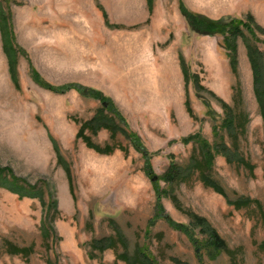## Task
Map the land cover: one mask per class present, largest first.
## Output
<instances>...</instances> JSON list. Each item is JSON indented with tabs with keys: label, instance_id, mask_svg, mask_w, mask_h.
Returning a JSON list of instances; mask_svg holds the SVG:
<instances>
[{
	"label": "rangeland",
	"instance_id": "374dc122",
	"mask_svg": "<svg viewBox=\"0 0 264 264\" xmlns=\"http://www.w3.org/2000/svg\"><path fill=\"white\" fill-rule=\"evenodd\" d=\"M16 1L4 6L15 42L25 53L17 58L15 87L0 47V165L30 183L49 182L58 212L51 223L54 235L43 238L38 198L19 197L0 186V264H129L115 253L123 251L132 259L137 247L155 264H264L260 244L264 220L256 206L234 208L227 202L240 196L255 198L264 212L262 120L242 40L237 39L232 71L220 35L190 30L178 0H152L149 13L144 0ZM96 1L108 21L120 26L103 23ZM181 1L213 18L225 14L244 18L249 12L264 26V0ZM257 45L264 51V45ZM180 55L188 72L185 85ZM28 62L51 83L76 81L108 95L148 151L149 168L120 132L112 140L105 128L87 132L99 145L108 140L116 144L109 153L74 138V119L89 117L100 102L73 88L57 92L38 85L28 74ZM216 95L246 114L236 151L253 164L249 174L236 160L214 155L210 173L226 196L202 185L195 172L178 181L163 178L170 159L179 166L188 160L193 141L183 142L181 136L198 131L209 141L215 139L214 120L204 113L201 97L220 121L226 109ZM185 96L191 114L185 110ZM219 132L226 145H232L230 135L223 128ZM47 133L68 162L73 197ZM156 187L173 220L190 225V213L205 216L231 252L214 253L196 226L191 227L192 241L161 217L154 218ZM112 223L124 246L115 242L100 251L90 247L94 238L115 235ZM2 239L19 246L31 244V250L25 256L7 253Z\"/></svg>",
	"mask_w": 264,
	"mask_h": 264
},
{
	"label": "trees",
	"instance_id": "16d2710c",
	"mask_svg": "<svg viewBox=\"0 0 264 264\" xmlns=\"http://www.w3.org/2000/svg\"><path fill=\"white\" fill-rule=\"evenodd\" d=\"M9 1L19 2L16 0H0V47L6 59V68L9 78L13 85L17 87V58L19 54H24L25 51L15 42L14 39V34L11 28V16L7 8L4 6ZM144 1L146 9L149 13L151 10L152 0ZM177 4L179 11L190 30L200 34L206 33L220 35L221 46L225 51V55L232 71L236 70L237 64V39L240 38L242 40L250 69L251 88L258 106L260 118L262 120L264 147V51L257 45V42L264 45V26L259 24L249 12L244 15V18L229 14L213 18L188 8L181 0H178ZM96 6L99 8L103 23L106 26H120L119 24L108 21L105 10L97 1ZM179 62L185 85L188 72L181 55ZM28 74L32 81L52 91L62 92L73 88L82 96L97 99L100 104L95 108L94 112L89 117L82 120H78L77 118L74 119V121L77 122L74 138L79 137L86 146L93 148L97 152L109 153L114 147H116V144L109 142L108 140L103 142L102 145H99L90 139V134H95L98 129L105 128L108 131V137L112 140L114 139L116 132H120L123 137L128 139L131 145L141 153L144 159L145 167L149 168L148 151L140 140L138 134L126 126L121 112L108 95L104 94L96 87L84 85L76 81H68L58 84L51 83L43 78L29 62ZM207 91L209 94L214 95L212 91ZM215 98L220 104H222L223 108L226 109L225 115L220 121H216V117L219 115L215 109L210 106L209 101L201 97V101L205 107L204 113L214 120L212 122V133L215 139L213 141H209L205 137H202L198 131H193L181 136L180 140L183 142L188 140L193 141L188 154V160L184 165L179 166L175 161L170 159L167 164V168L163 173V178L167 181H178L179 179L186 178L188 175L191 176L192 173L195 172V177L202 185L210 187L219 194L226 196L221 184L213 178L210 173L214 155L217 153L224 154L227 162L236 160L237 163L239 162L245 167L249 174H253V164L236 151V140L239 132L243 133L244 131L245 122L247 121L246 114L242 110L234 111L217 95ZM183 103L186 112L191 114L192 111L187 96H185ZM222 128L230 135L232 145H226L225 141H223L222 135L219 132ZM47 136L54 152L55 162L62 167L67 180L68 189L73 197V186L68 162L62 156L56 139L50 133H47ZM119 148L125 151L124 147ZM0 186L15 193L19 197L28 196L38 198L41 206L39 222L40 234L43 238L48 237L50 234L54 235V228L51 223L54 220L58 209L56 206L54 191L49 182L41 179L38 183H30L23 177L14 174L8 166L0 165ZM172 198H174L173 195ZM227 202L234 208H240L254 203L261 219L264 220V212L261 208V204L255 198L240 196L233 199H227ZM154 205V218L161 217L167 222V224L171 225V227L182 230V232H184L192 241H194L195 238L192 235L191 227L196 226L201 233L206 234V242L209 243L214 253H217L222 249H226V251L231 252L205 216L190 213V225L173 220L162 207L157 187ZM152 222L153 218L150 223ZM113 228L115 233L114 236L107 235L94 238L90 241V247H95L100 251L105 247H114L115 242H119L120 245L124 246L123 238L115 228L114 224ZM1 242L3 250L7 253H20L25 256L31 250V244L19 246L7 239H2ZM260 244L263 247L264 240H262ZM115 257L128 261L129 264H155L154 261H152L151 255L140 247H137L134 250L132 259H129L123 251L116 252Z\"/></svg>",
	"mask_w": 264,
	"mask_h": 264
},
{
	"label": "crops",
	"instance_id": "0c3cea01",
	"mask_svg": "<svg viewBox=\"0 0 264 264\" xmlns=\"http://www.w3.org/2000/svg\"><path fill=\"white\" fill-rule=\"evenodd\" d=\"M181 76H182V72H181Z\"/></svg>",
	"mask_w": 264,
	"mask_h": 264
}]
</instances>
